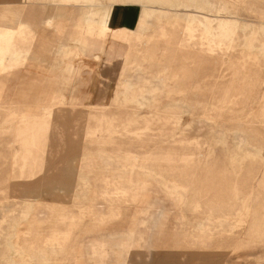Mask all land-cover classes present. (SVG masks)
<instances>
[{
    "label": "rangeland",
    "instance_id": "374dc122",
    "mask_svg": "<svg viewBox=\"0 0 264 264\" xmlns=\"http://www.w3.org/2000/svg\"><path fill=\"white\" fill-rule=\"evenodd\" d=\"M114 1L0 0V39L20 9L64 24L0 44V104L33 100L0 109V264H264V110L222 106L242 79L264 93V0ZM110 4L105 25L85 13ZM77 30L105 56L69 58ZM221 165L253 186L245 217Z\"/></svg>",
    "mask_w": 264,
    "mask_h": 264
},
{
    "label": "bare ground",
    "instance_id": "6f19581e",
    "mask_svg": "<svg viewBox=\"0 0 264 264\" xmlns=\"http://www.w3.org/2000/svg\"><path fill=\"white\" fill-rule=\"evenodd\" d=\"M78 1H80L82 3L87 2V0H78ZM88 1H90V0H88ZM119 1H121V0H115L114 2H119ZM86 6H87V9H86L87 11L85 13L93 14L94 18L97 19V23L102 22V23H104V25L106 24L107 20L103 21L102 17L104 15L109 17L111 6H109V8H107V10L104 7L98 8L97 10H89L90 5H86ZM52 18H53V16H51V14L50 15L47 14V16L44 20V23H43V26H44L43 30L48 31L49 29H51L53 27ZM91 22L92 21L89 19V23H91ZM6 28H7L6 33H5L6 35H4V38L2 37L0 39V44H5L7 47H9V50H8L9 57L15 58L20 53L27 52L28 50L25 49V46L27 43L26 34H29V33L27 32L26 28L23 26H20L18 24L16 18L14 19L13 23L6 25ZM86 35L87 34H82V32L77 30V32H76L75 36L72 38V40L76 42V44L78 45L79 48H77V49L71 48L70 52L68 54L69 58H70V55L71 56L75 55V54L79 55V53H83V52L91 53L92 55H94V57L97 58L101 44L99 41H95V40L93 41V40L89 39ZM260 50H263V48H260ZM54 52L56 54L63 52V46L59 45V44L56 45ZM30 53L31 54H33V53L34 54H40L39 52H35V51H31ZM180 63H181V60H179V58H178L177 67L171 68L174 77H178L180 75L179 71H181V69H180V67L178 68V65ZM6 69L7 68L5 66H3V65L0 66V93H2L4 91V89L6 88V84L9 81L8 75L10 72H8V71L6 72ZM247 72H248V66L247 65L242 66L241 67L242 76H245V74ZM25 74L29 75L30 73L26 72ZM261 84H262L261 81H248L247 82V81H244L242 79L241 81H239V83L237 85H231L230 86L231 94L227 97V100H226V102L223 103V105L221 102V105L223 107H225L227 110H233V109L237 108L242 113H246L249 115H253L255 113V111H257V110H264V93H262L260 96H257L255 94V91H254L255 88L260 89L259 87L261 86ZM195 85H196V83H195ZM14 95H15V97H12L13 103L11 104V106L0 104V109L13 110L16 108L15 102H17L19 100L23 101V102H32L33 101L32 98H29V96L27 94L22 93L21 91L14 92ZM55 99H56V97H52L50 104L42 106L41 112L46 115V114H50V112L52 110L57 109L58 102ZM221 100H222V97H221ZM11 112L13 114H16L14 111H11ZM136 144H138V143H136ZM207 146H209V145H206L204 147V149L200 151V154L205 155L207 158L215 157V151H214V148H212L213 145H210L212 149H210V147L207 149L206 148ZM205 150H206V153H204ZM183 154H185V153H183ZM194 154H196V153H194ZM221 173H222L221 189L229 186V187H231V191H232L233 195H235V196L241 195V196L245 197L246 201H244V202H246V206H245V211L243 214L245 217L247 215V213H249V211H250V197L253 196V186L251 184H249V182L248 183L243 182V180H242L243 175H240L237 178V180H235L233 182L225 180V176L227 174L230 175L232 173V171H229V169L225 165H221ZM235 173H237V172H235ZM249 173H251V172H249ZM217 206H219V205H217ZM131 259H135V258L132 257Z\"/></svg>",
    "mask_w": 264,
    "mask_h": 264
},
{
    "label": "crops",
    "instance_id": "0c3cea01",
    "mask_svg": "<svg viewBox=\"0 0 264 264\" xmlns=\"http://www.w3.org/2000/svg\"><path fill=\"white\" fill-rule=\"evenodd\" d=\"M30 1H36V0H22V2L23 3H27V2H30ZM122 1V0H121ZM120 2V1H119ZM117 2H115V4H116ZM113 5L114 4H111L110 6V11H111V9L113 8ZM41 9H39V10H37L36 12L37 13H35L34 14V16H35V21L33 22V24H28L27 23V20H28V16L24 13V11L22 10V9H20L16 14H15V18L17 19V22H18V24L20 25V26H23V27H25L26 28V30H27V32L29 33V32H35L39 27L41 28V26H42V32L43 31H47V30H43V23H44V20H45V18H46V16H47V14L49 13V15H50V12H48V13H46L45 15H44V17H43V19H41L39 16L41 15ZM138 16H139V19H141L142 17H143V14H138ZM54 20V17L52 18V22H53V27L51 28V29H55L56 31H58L59 32V34L60 33H62L63 32V29H64V24L62 23V22H60V21H53ZM60 24H59V23ZM96 23H97V19H96V21H95ZM41 25V26H40ZM140 26H142V24H140ZM57 27V28H56ZM112 35L114 36V37H119V36H121L122 38H124V35H125V30H124V28L123 27H118V28H113L112 29ZM44 34V33H43ZM89 39H91V40H95V41H99L100 42V49H99V52H98V56H97V58H100V55H103V57L105 56V48H104V45H103V43L101 42V40L98 38V37H96V36H93V35H91V34H87L86 35ZM124 40H126L127 41V44H128V46H130L131 45V43H132V37H129V36H126V38H124ZM44 41H47L46 39H45V37H42L41 38V42H44ZM44 43H46V42H44ZM54 51V50H53ZM129 51V47H128V50H127V52ZM35 52H39V53H42L43 51H41L40 49H37ZM44 53V52H43ZM49 66V65H48ZM50 68H48L47 66H43V65H40L39 66V68H40V70L42 71V72H45V71H47V69H51L52 70V66H49ZM123 69H124V66H123ZM123 69H122V71H123ZM50 70V71H51ZM121 71V72H122ZM25 76H28V75H25ZM24 76V77H25ZM33 77V78H39V77H44L43 75H34V74H31L30 73V75L28 76V77ZM27 78V77H26ZM48 83H51V82H49V81H47ZM46 81H42L41 83L42 84H44V83H47Z\"/></svg>",
    "mask_w": 264,
    "mask_h": 264
}]
</instances>
